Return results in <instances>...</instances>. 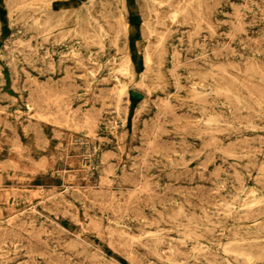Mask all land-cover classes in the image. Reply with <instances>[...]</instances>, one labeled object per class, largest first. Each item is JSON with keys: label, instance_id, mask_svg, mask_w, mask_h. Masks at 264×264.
<instances>
[{"label": "rangeland", "instance_id": "1", "mask_svg": "<svg viewBox=\"0 0 264 264\" xmlns=\"http://www.w3.org/2000/svg\"><path fill=\"white\" fill-rule=\"evenodd\" d=\"M263 162L264 0H0V264H264Z\"/></svg>", "mask_w": 264, "mask_h": 264}, {"label": "bare ground", "instance_id": "2", "mask_svg": "<svg viewBox=\"0 0 264 264\" xmlns=\"http://www.w3.org/2000/svg\"><path fill=\"white\" fill-rule=\"evenodd\" d=\"M153 19V18H152ZM41 20V19H40ZM215 20V19H214ZM238 25V24H237ZM257 29V28H256ZM188 31V30H187ZM258 36H260V35H258ZM25 37V36H24ZM248 40H249V38H248ZM254 40V39H253ZM255 41V40H254ZM20 43V42H19ZM20 44H22V43H20ZM249 51V50H248ZM32 53V52H31ZM211 53V52H210ZM263 54V53H262ZM6 59V58H5ZM3 62H4V60H3ZM88 62V61H87ZM128 62L129 63H131V58H130V56H128ZM187 63H189V62H187ZM191 63V62H190ZM85 68V67H84ZM216 68V67H215ZM221 68V67H220ZM203 70V69H202ZM221 70V69H220ZM218 71H219V69H218ZM217 71V72H218ZM226 71V70H225ZM224 72V71H223ZM63 73V72H62ZM222 73V72H221ZM173 74V73H172ZM222 74H224V73H222ZM209 75V74H208ZM227 75V74H226ZM243 75V74H242ZM29 76V75H28ZM233 81V80H232ZM34 82V81H33ZM62 83H63V81H62ZM36 85V84H35ZM120 86V85H119ZM56 89V88H55ZM223 89V88H222ZM61 90H64V88H61ZM226 91V90H225ZM47 93H49V92H47ZM107 93V92H106ZM110 93V92H109ZM42 94V93H41ZM133 94V93H132ZM28 95V94H27ZM50 95H51V93H50ZM43 96V95H42ZM40 97V96H39ZM56 97V96H55ZM234 97H235V95H234ZM237 97V96H236ZM30 99H31V97H30ZM34 99H36V98H34ZM60 99V98H59ZM55 100H57V98L55 99ZM38 101V100H37ZM40 101V100H39ZM58 101H60V103H61V101H63L62 100V98L60 99V100H58ZM52 102V101H51ZM57 102V101H56ZM56 102H55V104H56ZM160 102V101H159ZM41 103V102H40ZM42 103H43V101H42ZM44 104V103H43ZM164 104V103H163ZM37 105V104H36ZM53 105V104H52ZM160 105V104H159ZM168 105V104H167ZM42 106V105H41ZM48 106V105H47ZM59 106V105H58ZM57 106V107H58ZM162 106V105H161ZM165 106V105H164ZM169 106V105H168ZM200 107V106H199ZM42 108V107H41ZM47 109H48V107H47ZM54 109V108H53ZM59 109V108H58ZM166 109V108H165ZM60 110V109H59ZM48 111H50L49 109H48ZM54 111H56V110H54ZM117 111V110H116ZM243 111H244V109H243ZM33 112V111H32ZM45 112V111H44ZM244 112H246V111H244ZM59 113V112H58ZM71 113V112H70ZM162 113H165V112H162ZM246 114V113H245ZM52 116V115H51ZM59 116V115H58ZM118 116V115H117ZM38 117V116H37ZM56 117V116H55ZM119 117V116H118ZM162 117V116H161ZM160 117V118H161ZM59 118V117H58ZM165 118V117H164ZM67 119V118H66ZM37 120V119H36ZM208 120H210V119H208ZM63 121V120H62ZM211 121H214V120H210V124H211ZM61 122V121H60ZM161 122H163V121H161ZM240 122H242V121H240ZM84 123V122H83ZM208 123V124H209ZM214 123H215V121H214ZM213 123V124H214ZM242 123H244V122H242ZM58 124V123H57ZM78 124V123H77ZM145 124V123H144ZM161 124V123H160ZM210 124H209V126H210ZM244 124H246V123H244ZM244 124H243V126H244ZM74 125V124H73ZM146 125V124H145ZM152 125V124H151ZM212 125V124H211ZM217 125V123H215V126ZM241 125V124H240ZM247 125V124H246ZM143 126V125H142ZM220 126V125H219ZM136 127V126H135ZM154 127V126H153ZM76 128V127H75ZM74 128V129H75ZM137 128V127H136ZM146 128V127H145ZM148 128V127H147ZM158 128V127H157ZM210 128V127H209ZM212 128V127H211ZM214 128H217V127H214ZM70 129V128H69ZM209 130V129H208ZM75 131H76V129H75ZM100 131V130H99ZM155 131V130H154ZM211 131H212V129H211ZM218 131V130H217ZM138 132V131H137ZM210 132V131H209ZM219 132V131H218ZM79 133V132H78ZM139 133V132H138ZM228 133H230V132H228ZM90 134V133H89ZM213 134V133H212ZM221 134H222V132H221ZM220 134V135H221ZM232 134V133H231ZM230 134V135H231ZM101 135V134H100ZM150 135V134H149ZM153 135V134H152ZM146 136V135H145ZM227 136V135H226ZM228 137V136H227ZM154 138V137H153ZM152 138V139H153ZM210 138H212V137H210ZM209 138V139H210ZM151 139V138H150ZM213 139V138H212ZM212 141H214V140H212ZM71 142V141H70ZM209 143H211V141L209 140ZM209 143L207 142V144L209 145ZM248 143V142H247ZM249 144V143H248ZM152 145V144H151ZM153 146H155L154 144H153ZM203 146V145H202ZM148 149V148H147ZM166 149H167V147H166ZM220 151H222V150H220ZM213 154H214V152H213ZM211 156V155H210ZM232 156V155H231ZM239 156V155H238ZM145 157V156H144ZM233 157V156H232ZM207 158V157H206ZM235 158V157H234ZM16 159V158H15ZM214 159V158H213ZM219 159V158H218ZM206 160V159H205ZM240 160V159H239ZM219 161V160H218ZM252 161V160H251ZM108 163V162H107ZM211 163V162H210ZM264 163V162H263ZM176 164H178V163H176ZM200 164H202V162L200 163ZM247 164V163H246ZM245 164V165H246ZM231 167V166H230ZM107 168V167H106ZM232 168V167H231ZM188 169H190V168H188ZM168 171V170H167ZM169 171H171V170H169ZM190 171V170H189ZM206 171V170H205ZM187 172V171H186ZM140 173V172H139ZM203 173V172H202ZM109 174V173H108ZM235 174H236V172H235ZM238 174V173H237ZM140 177V176H139ZM213 177V176H212ZM119 178V177H118ZM122 178V177H121ZM99 179V178H98ZM128 179V178H127ZM107 180V179H106ZM203 181V180H202ZM88 182V181H87ZM224 183V182H223ZM157 184V183H156ZM76 185V184H75ZM125 186V185H124ZM140 186V185H139ZM146 186V185H145ZM243 186V185H242ZM262 186V185H261ZM141 188H142V186H141ZM144 189L146 188V187H143ZM119 189V188H118ZM162 189V188H161ZM191 189V188H190ZM188 190V189H187ZM123 191V190H122ZM146 191V190H145ZM210 191V190H209ZM94 192V191H93ZM96 192V191H95ZM94 192V193H95ZM99 192H101L100 190H99ZM189 192H190V190H189ZM195 192V191H194ZM196 192H198V191H196ZM138 193V192H137ZM91 194V193H90ZM149 194V193H148ZM153 194V193H152ZM156 193H154V195H155ZM169 194V193H168ZM192 194V193H191ZM196 194V193H195ZM200 194V193H199ZM148 196V195H147ZM157 196V195H156ZM164 196V195H163ZM198 196V195H197ZM200 196V195H199ZM89 197V196H88ZM128 198H129V196H127ZM126 197V198H127ZM164 197H166V196H164ZM86 198V197H85ZM97 198V197H96ZM122 198V197H121ZM158 198V197H157ZM169 198V197H168ZM208 198V197H207ZM90 199V198H89ZM117 199V198H116ZM123 199V198H122ZM136 199V198H135ZM160 199H161V197H160ZM163 199H165V198H163ZM209 199V198H208ZM125 200V199H124ZM235 200V199H234ZM238 200V199H237ZM114 201V200H113ZM127 201V200H126ZM261 201H263V199L261 200ZM260 201V202H261ZM136 202V201H135ZM259 202V203H260ZM92 203H93V201H92ZM115 203V202H114ZM133 203V202H132ZM123 204H125L124 202H123ZM134 205H136V204H134ZM106 206H108V205H106ZM116 206V205H115ZM118 207H120V206H118ZM136 207H138V206H136ZM264 208V207H263ZM119 209V208H118ZM124 209V208H123ZM122 210V209H121ZM263 210V209H262ZM124 212H125V210H124ZM144 212V211H143ZM179 212V211H178ZM241 212V211H240ZM249 213V212H248ZM242 215V214H241ZM253 215V214H252ZM225 217V216H224ZM224 217H223V220H224ZM243 218V217H242ZM241 218V219H242ZM217 219V218H216ZM246 219V218H245ZM189 220H190V218H189ZM222 220V219H221ZM226 223V222H225ZM224 223V224H225ZM6 224V223H5ZM253 225V224H252ZM177 226V225H176ZM182 226V225H181ZM180 226V227H181ZM236 226V225H235ZM233 230V229H232ZM170 231V230H169ZM229 231V230H228ZM191 232V231H190ZM210 232H212L211 230H210ZM4 233V232H3ZM192 234H193V231L191 232ZM185 234V233H184ZM9 235V234H8ZM4 236V235H3ZM16 236V235H15ZM19 236H21V235H19ZM186 237H187V235H186ZM196 237V236H195ZM234 237V236H233ZM4 238V237H3ZM3 238H1V239H3ZM209 238V237H208ZM212 239V238H211ZM25 241V240H24ZM4 242V241H3ZM227 242H229V241H227ZM264 242V241H263ZM160 243V242H159ZM249 243V242H248ZM256 243V242H255ZM257 244V243H256ZM32 244H30V246H31ZM37 245V244H36ZM247 245V244H246ZM194 246V245H193ZM33 247V246H32ZM40 247V246H39ZM202 247H203V245H202ZM233 247V246H232ZM159 248H160V246H159ZM230 249H231V247H229ZM235 248V247H234ZM194 249V248H193ZM192 249V250H193ZM162 250V249H161ZM226 250V249H225ZM233 250V249H232ZM225 252V251H224ZM162 253H163V251H162ZM225 254V253H224ZM226 254H229V253H226ZM155 255V254H154ZM189 255V254H188ZM205 255V254H204ZM209 255V254H208ZM230 255V254H229ZM229 255H228V258H229ZM247 255V254H246ZM204 258L206 257V256H203ZM208 258H209V256H207ZM206 257V258H207ZM215 257H216V253H215ZM214 257V258H215ZM234 257V256H233ZM245 257V256H244ZM248 257V256H247ZM207 258V259H208ZM214 258H212V260H211V262H213L214 260ZM226 258V257H225ZM210 259L211 258H209L208 260L210 261ZM230 259H232L231 257H230ZM109 263V262H108ZM214 263H216V262H214ZM242 263V262H241Z\"/></svg>", "mask_w": 264, "mask_h": 264}]
</instances>
